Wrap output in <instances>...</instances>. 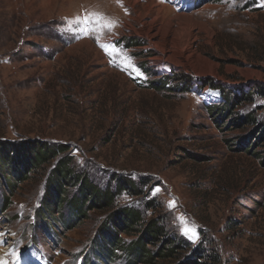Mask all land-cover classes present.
I'll return each instance as SVG.
<instances>
[{
    "label": "rangeland",
    "instance_id": "rangeland-1",
    "mask_svg": "<svg viewBox=\"0 0 264 264\" xmlns=\"http://www.w3.org/2000/svg\"><path fill=\"white\" fill-rule=\"evenodd\" d=\"M180 12L198 24L186 60ZM154 19L172 23L174 54L141 31ZM262 87L264 0H0V148L20 159L32 143L65 144L74 173L122 186L111 207L79 219L69 181L55 222L41 220L59 158L24 180L0 167V264H264ZM123 208L158 220L181 248L131 263L124 249L137 235L120 233L121 248L106 256L99 231Z\"/></svg>",
    "mask_w": 264,
    "mask_h": 264
},
{
    "label": "trees",
    "instance_id": "trees-1",
    "mask_svg": "<svg viewBox=\"0 0 264 264\" xmlns=\"http://www.w3.org/2000/svg\"><path fill=\"white\" fill-rule=\"evenodd\" d=\"M181 77L183 78V75ZM262 92L264 93V87H262ZM8 146V144L2 145L0 148V167L5 166L6 171H11L12 175H16L18 180H24L26 175L33 170L35 171L39 167L49 164L57 157L59 158L49 177L46 192L40 204L39 217L41 220L48 217L50 221H54L53 213L59 212L61 204L64 202L69 181L78 186L79 195L71 201L70 205L72 211H74L73 214L79 219L84 218L86 213L95 207H111L114 204L116 193L122 190V186H118V184L116 191L109 188H98L81 173H74L72 167L69 166L70 158L65 155L68 152V146L65 144L48 145L45 142H35L28 148V153H25L24 157L22 155L20 159H18L17 155L22 153L14 147L11 149H14L17 154L13 155L8 150L10 149ZM11 151L13 152V150ZM7 200L8 196L3 194V205H5ZM4 211L5 208L3 209ZM120 233L137 235L136 240L129 244L130 247L124 249L129 254V262L131 263L143 261H149L150 263L157 257L167 258L174 255L181 248L182 241L164 238L166 234L165 228L159 224L158 220L150 219L145 221L142 213L132 208H123L112 212L106 227L99 231L100 240L107 253L106 256L110 255V253L114 254L115 249L121 248L119 244ZM161 239V246L157 251L151 252L148 247L152 244H157ZM96 251L100 259L102 257L105 258L99 248H96ZM185 264H198V262L191 259Z\"/></svg>",
    "mask_w": 264,
    "mask_h": 264
},
{
    "label": "bare ground",
    "instance_id": "bare-ground-1",
    "mask_svg": "<svg viewBox=\"0 0 264 264\" xmlns=\"http://www.w3.org/2000/svg\"><path fill=\"white\" fill-rule=\"evenodd\" d=\"M155 4L150 9V11H154ZM175 19L177 20L178 23L186 24L187 26L190 27V29H188L181 37V39L184 38L185 40H187V43H186V45L183 46V49L181 48L180 51H178L182 60H184L185 54L188 53V56H186V58H185V60H186V59H189L190 57L194 56L197 53L196 49L194 48V41H193V39L196 36V31H195V29H192V26H196L198 24L195 23L193 17L190 14H188L187 12L178 13L176 15ZM157 21H158V19H154L150 23L144 24V26L141 28V31L150 37L151 44L156 46L160 50V53H162L163 55L166 53L174 54L175 52L173 50L172 42H174L175 40L173 39L172 42L169 41L171 35H174V38L176 36V32L173 28L172 23H169L167 26H165L163 28V26L161 24H158ZM171 59L172 58H169V60H171ZM163 60H164V57L162 55H159L158 57L155 58L156 63H159L160 65L163 64ZM210 65H209L210 66L209 71L211 73H215L214 65H212V64H210ZM1 253H2V250H0V257H1Z\"/></svg>",
    "mask_w": 264,
    "mask_h": 264
},
{
    "label": "snow or ice",
    "instance_id": "snow-or-ice-1",
    "mask_svg": "<svg viewBox=\"0 0 264 264\" xmlns=\"http://www.w3.org/2000/svg\"><path fill=\"white\" fill-rule=\"evenodd\" d=\"M99 14H91V16H98ZM77 22H81V19L83 20V22L87 23L90 21V15H85L83 18H80V17H77ZM104 27H107L109 29L113 28L114 25L111 23V22H107ZM85 33L87 34V29H84ZM102 47L105 48V50H107V45H102ZM159 189L156 188L154 189V194L156 192H158ZM171 206H174V201L173 202H170V207ZM180 220V227H181V231L185 234V235H189L191 238H196L197 237V232H196V229L183 217H179L178 218Z\"/></svg>",
    "mask_w": 264,
    "mask_h": 264
}]
</instances>
